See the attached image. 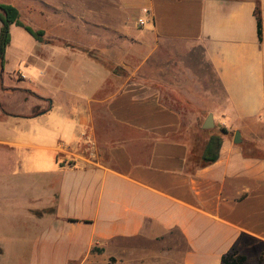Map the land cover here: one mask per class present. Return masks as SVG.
Listing matches in <instances>:
<instances>
[{"label":"crops","instance_id":"1","mask_svg":"<svg viewBox=\"0 0 264 264\" xmlns=\"http://www.w3.org/2000/svg\"><path fill=\"white\" fill-rule=\"evenodd\" d=\"M57 3L52 37L12 25L0 61V264H222L233 250L264 264V0L102 2L82 33ZM178 72L229 110L207 166L167 101L189 93Z\"/></svg>","mask_w":264,"mask_h":264},{"label":"rangeland","instance_id":"2","mask_svg":"<svg viewBox=\"0 0 264 264\" xmlns=\"http://www.w3.org/2000/svg\"><path fill=\"white\" fill-rule=\"evenodd\" d=\"M11 1L19 4L22 19L27 24L33 27L34 30L36 31L44 32V35L42 36V39H43L46 37H52L51 32H52L53 11L55 7V3L60 2L61 5L76 6V9H77L76 10V14H77L76 21L78 23L77 32L82 33L85 31L84 29H88L85 27L86 22L91 21L93 23L94 22L96 23L99 21V19H96V18L97 17L99 18L100 16V7L102 6V2H104L108 6H113L115 0H44V1L43 0H8V3ZM63 17L66 21H68V18H69L68 13H65ZM140 21L141 20H139V25L142 26ZM37 27L38 28L45 27L47 29H37ZM97 28L98 27L93 25V27L91 28V33L93 34V39L98 40V44H99L101 31ZM12 29L13 31L18 30L20 33H25L23 30H20L19 28L13 27ZM46 30L50 31L49 35L47 34ZM88 31L90 32V30ZM93 54L96 55V57H98L99 61L101 59V61L107 64L111 69H115L116 71H119L121 74L125 76L128 75L126 71H124V69L116 66L114 63L110 61L102 60V57L97 51L93 52ZM142 56H143V53H142ZM16 62H17V59H15V56L14 58H9L5 66V71H8V69H12L15 66H17ZM148 71H149V62H146L145 64L142 65V69L140 73L136 75L134 79L141 80L142 75H146V76L148 75ZM172 73H175V72H172L171 70L170 74L172 75ZM188 75L189 74H185L184 76H182L179 73L177 76L178 77L177 79L169 76L168 78L169 83H171L173 86L182 85L184 89H189V93L186 90H184V92H181V90H179L180 88L179 89L176 88L178 95H176V93H174L175 96H172L171 94H169L170 96L173 97V100H167V101H172V104L178 107L187 116L188 121L190 122V126L193 129H195L196 133L204 129L203 124L206 121L209 114H214V116L216 117L214 128L204 129V130H214L215 133H217V130L219 128H225L223 126L218 127L217 124H219V120L222 117V115L228 112L229 110L223 102L219 103L215 98L211 96V94L204 93V92L202 93L201 90H203L204 88L200 86L199 84H197L196 81H195L196 83L192 81L191 77ZM154 85H156L157 87L167 92V89H165V86L162 83H155ZM89 154L90 153L88 150V145H84L83 151L81 152V154L78 156L77 155L73 156L74 158L73 160L76 159L75 162L77 161V162L84 163L86 161L85 157H88Z\"/></svg>","mask_w":264,"mask_h":264},{"label":"trees","instance_id":"3","mask_svg":"<svg viewBox=\"0 0 264 264\" xmlns=\"http://www.w3.org/2000/svg\"><path fill=\"white\" fill-rule=\"evenodd\" d=\"M256 15L258 19V33L261 37L262 20L259 7L256 10ZM0 21L2 23L0 34V61L2 65L5 63L6 50L11 42L10 27L12 25L24 28L38 41L43 40L42 36L44 35V32L36 31L31 26L25 24L21 19L19 10L11 4L0 3ZM197 134L199 135V139L203 141V165L207 166L216 162L219 158V148L222 143V137L228 134V131L225 128H219L217 133H215L214 130L202 129L201 131H198ZM246 259L245 256L240 255L237 251L233 250L223 256L222 264H244Z\"/></svg>","mask_w":264,"mask_h":264},{"label":"water","instance_id":"4","mask_svg":"<svg viewBox=\"0 0 264 264\" xmlns=\"http://www.w3.org/2000/svg\"><path fill=\"white\" fill-rule=\"evenodd\" d=\"M215 126V122H214V115L213 114H209V116L207 117L204 125H203V128L204 129H211V128H214ZM234 142L236 144L240 143L241 142V135H240V132H237L236 135H235V139H234Z\"/></svg>","mask_w":264,"mask_h":264},{"label":"built area","instance_id":"5","mask_svg":"<svg viewBox=\"0 0 264 264\" xmlns=\"http://www.w3.org/2000/svg\"><path fill=\"white\" fill-rule=\"evenodd\" d=\"M140 23H141L142 25L144 24V22H143L142 20L140 21ZM87 145H88V150H89V153H90L89 156H90V155L93 156V155H94L95 145H94L93 142H91V141H89Z\"/></svg>","mask_w":264,"mask_h":264}]
</instances>
